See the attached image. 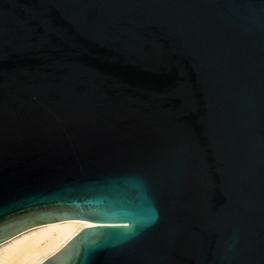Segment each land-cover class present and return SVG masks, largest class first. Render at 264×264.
<instances>
[{
  "label": "water",
  "instance_id": "95a60500",
  "mask_svg": "<svg viewBox=\"0 0 264 264\" xmlns=\"http://www.w3.org/2000/svg\"><path fill=\"white\" fill-rule=\"evenodd\" d=\"M42 264H264V0H0V245Z\"/></svg>",
  "mask_w": 264,
  "mask_h": 264
},
{
  "label": "bare ground",
  "instance_id": "6f19581e",
  "mask_svg": "<svg viewBox=\"0 0 264 264\" xmlns=\"http://www.w3.org/2000/svg\"><path fill=\"white\" fill-rule=\"evenodd\" d=\"M89 225L78 220L60 221L22 232L0 245V264H42Z\"/></svg>",
  "mask_w": 264,
  "mask_h": 264
},
{
  "label": "rangeland",
  "instance_id": "374dc122",
  "mask_svg": "<svg viewBox=\"0 0 264 264\" xmlns=\"http://www.w3.org/2000/svg\"><path fill=\"white\" fill-rule=\"evenodd\" d=\"M3 245H5V244H3ZM3 245H1V246H3ZM1 246H0V247H1Z\"/></svg>",
  "mask_w": 264,
  "mask_h": 264
}]
</instances>
